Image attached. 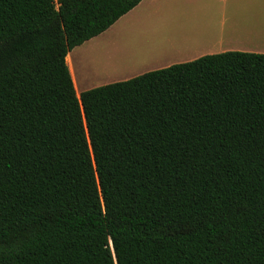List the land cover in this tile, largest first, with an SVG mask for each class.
<instances>
[{
  "label": "trees",
  "instance_id": "obj_1",
  "mask_svg": "<svg viewBox=\"0 0 264 264\" xmlns=\"http://www.w3.org/2000/svg\"><path fill=\"white\" fill-rule=\"evenodd\" d=\"M142 1L0 0V264H264V54L77 95Z\"/></svg>",
  "mask_w": 264,
  "mask_h": 264
},
{
  "label": "crops",
  "instance_id": "obj_2",
  "mask_svg": "<svg viewBox=\"0 0 264 264\" xmlns=\"http://www.w3.org/2000/svg\"><path fill=\"white\" fill-rule=\"evenodd\" d=\"M114 34L117 41H113ZM106 38L111 39L108 47L105 45L107 50L116 46L121 52L120 63L128 59L123 70L116 71L102 54L106 58L101 65L104 70L120 75L109 84L208 55L264 54V0H143L106 32L79 47L89 48L96 40ZM157 38L162 42L161 52L148 53L144 43ZM104 48L103 53H107ZM72 51L66 62L77 95L102 85L89 84V80L77 76Z\"/></svg>",
  "mask_w": 264,
  "mask_h": 264
},
{
  "label": "rangeland",
  "instance_id": "obj_3",
  "mask_svg": "<svg viewBox=\"0 0 264 264\" xmlns=\"http://www.w3.org/2000/svg\"><path fill=\"white\" fill-rule=\"evenodd\" d=\"M116 37L117 35L112 37L114 38L113 41H117ZM110 40V38H106L105 41L98 39L89 48H81L78 46V48L76 47V49L72 51L74 54V64L76 67L75 73H77V76L89 80V84H102L97 87L107 85L109 84L108 82L110 81V79L115 78L116 76H120L115 75V71H113L114 73H108V71L104 70L105 68L101 66L106 61V58H103L105 56L110 59V61H108L107 63L114 67V70L116 71H118L119 69L123 70V68L125 67L124 65L128 62V59L126 58L123 63H120L121 58L119 57L122 54L117 50L116 46L114 47V49L107 50L106 46L108 47ZM144 45L148 53L150 54H158L163 48L162 42L158 38L152 41H146ZM103 47H105L104 49H106L107 53H103ZM102 54H104L105 56H102Z\"/></svg>",
  "mask_w": 264,
  "mask_h": 264
}]
</instances>
